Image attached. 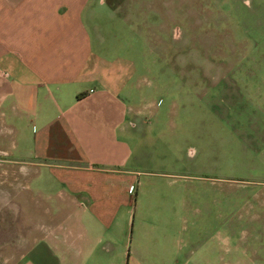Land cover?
<instances>
[{
  "label": "rangeland",
  "instance_id": "rangeland-1",
  "mask_svg": "<svg viewBox=\"0 0 264 264\" xmlns=\"http://www.w3.org/2000/svg\"><path fill=\"white\" fill-rule=\"evenodd\" d=\"M118 2L143 35H124L110 57L137 63L135 103L148 116L127 166L132 202L105 238L115 248L95 245L88 262L264 264V0ZM43 187L0 164V264L50 227L42 213L56 190ZM55 231L69 235L54 251L72 264V216Z\"/></svg>",
  "mask_w": 264,
  "mask_h": 264
},
{
  "label": "crops",
  "instance_id": "crops-1",
  "mask_svg": "<svg viewBox=\"0 0 264 264\" xmlns=\"http://www.w3.org/2000/svg\"><path fill=\"white\" fill-rule=\"evenodd\" d=\"M122 10L118 0H0V164L39 193L56 190L42 213L50 227L15 245L24 250L15 264H66L54 250L70 238L55 228L69 216L72 264H91L95 245L115 248L105 238L132 202L136 172L127 166L148 116L135 103L137 63L110 57L143 35ZM110 25H118L113 34L104 31ZM125 25L131 32L122 34Z\"/></svg>",
  "mask_w": 264,
  "mask_h": 264
}]
</instances>
